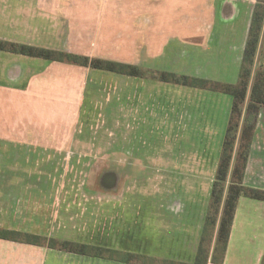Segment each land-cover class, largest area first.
<instances>
[{"label": "crops", "instance_id": "obj_1", "mask_svg": "<svg viewBox=\"0 0 264 264\" xmlns=\"http://www.w3.org/2000/svg\"><path fill=\"white\" fill-rule=\"evenodd\" d=\"M256 1L0 0V41L39 47L41 29L46 30L43 27L47 22L48 34L51 36L47 49L72 54L87 55L91 49L88 41L93 36L100 38L91 42L96 45L94 50L98 52L102 50V46L103 49L112 45L135 46L137 41L134 38L142 37L143 41L140 43L144 46L149 63L159 64V59H162L169 46H174L175 51L184 58L177 61V64H197L195 67L198 69L210 71L207 80L235 84ZM42 22L45 24L42 25ZM120 36L127 39L122 37L120 43ZM131 49L135 50L134 47ZM115 54L117 52L113 55ZM99 57L138 64L137 61L124 60L117 55ZM24 64L31 65L33 69L25 73ZM82 68L0 51V147L37 148L50 153L51 150L89 147V141L72 140L71 134H86V130H79L78 125L73 123H77V117L81 120L83 116V122L87 123V116L104 114L98 113L100 105L88 98L89 78L87 68L83 69L81 77ZM230 68L231 72H228ZM221 70H225L230 78ZM258 70H264V20L249 90L254 73ZM96 72L103 73L98 70ZM159 85L163 89L168 86L163 82ZM176 87L180 89V115L188 117L186 126L189 125L187 130H190L191 138L187 142V135H182L181 145L177 142L178 156L161 157L160 162L162 165L175 163L181 166L179 174L183 176L182 180L196 183L189 185L186 191L179 190L176 195L170 194L166 204L160 205L150 198L139 202L130 199L135 196L134 190H97L100 194L96 196V209L91 212L93 216H87L84 220L77 216H65L61 220L63 223L56 227H70L74 230L58 236L59 238L156 260L187 264L194 262L210 203L232 98L218 92L180 85ZM187 91L193 94L190 98L191 106L184 98L189 94ZM200 93L207 97L204 100L209 103L208 108L201 109ZM149 94L148 99L150 96L157 98L159 102L165 100L162 97L165 94H158L156 97H153L155 95L152 92ZM247 100L244 106L247 105ZM81 110H85L84 114ZM127 115L131 117L132 114ZM244 117L245 111L237 130L227 185L231 178ZM199 132L206 133L207 143L210 140L212 143L201 148ZM101 133L104 134V130ZM26 134L29 135L25 140ZM132 136L131 131L126 132L119 128L111 131L110 148L115 150V154L121 151L128 154L122 158L117 156L116 163H151L147 157L135 155L137 147ZM121 139L124 140L122 143ZM92 145L95 147L96 144ZM163 149V155L168 154L166 145ZM243 185L264 190V107L259 109L253 126ZM123 196L129 198L124 199ZM138 222L144 224L143 235L136 228ZM213 246L214 239L211 251ZM0 264L123 263L0 240ZM223 264H264L263 201L244 196L238 198Z\"/></svg>", "mask_w": 264, "mask_h": 264}, {"label": "rangeland", "instance_id": "obj_2", "mask_svg": "<svg viewBox=\"0 0 264 264\" xmlns=\"http://www.w3.org/2000/svg\"><path fill=\"white\" fill-rule=\"evenodd\" d=\"M41 24L44 25L45 22ZM46 25L43 27L46 30L41 29L39 48L47 49L50 45L51 36L48 34ZM93 34L96 35V32L93 31ZM122 37L120 36V43ZM97 38L99 37H90L88 45L91 49L87 55H77L102 60L107 59L100 58L99 55L105 57L117 55L124 60L137 61L138 64L129 65L137 67L142 77L113 75L114 73L107 74L110 72L105 73V71L100 73L87 68L88 98L98 106L100 105L101 109L97 112L104 114L87 116V123L83 122V116L81 120L76 116L77 123L73 125H78L79 130H86V134L80 136L78 133L71 134L72 140L89 141L87 148L51 150L50 153L48 150L37 148L4 149L0 147V229L24 231L64 241L59 237L73 232L74 229L62 226L57 228V224L63 223L62 218L68 215L70 218L77 216L81 220L87 216H93L91 212L96 209V196L100 194L97 190H134L135 196L130 199L139 202L150 198L160 205L166 204L165 201L169 199L170 194L176 195L179 190L186 191L189 185L196 183L182 180L183 176L179 174L181 166L175 163L162 165L160 162L161 157L178 156L177 142L181 145L182 135L183 137L187 135L186 141L189 142L191 134L190 130H187L189 125L186 126L188 117L180 115L181 111L178 107L180 89L169 83L163 89L159 85L161 82L159 77L162 72H169L176 76L207 79L210 71L207 70V73L206 69H198L195 67L197 64H177V61L184 58L175 51L174 46H169L170 49L168 48L162 55V59L157 57L161 60L159 64H151L148 62L143 44L140 43L143 41L142 37L134 38L137 44L132 47L112 45L110 48L107 46L103 49L102 46L103 52L99 51L101 53L95 51L96 45L91 43ZM133 47L135 50L131 49ZM114 52L117 54L113 55ZM31 69H33L31 65L24 64L25 73ZM83 69L84 67L81 69V77ZM221 72L228 79L230 78V75L225 74V70ZM228 72H231V68ZM151 92L155 95L153 97L165 94L162 96L165 100L159 102L157 98L150 96L148 99ZM190 92L184 98L191 106L190 98L193 94ZM204 98L207 97L200 93L201 109L209 106ZM208 100L210 102V99ZM84 111L81 110L82 114ZM127 114L132 115L129 117L130 115ZM182 127L183 130H181ZM118 128L133 133L132 140L137 147L135 155L147 157L151 163L133 165L116 163L117 156L120 158L128 156L122 151L115 154V150L110 148L111 131ZM103 130L104 134L101 133ZM28 135H25V140ZM205 136L206 133L199 132L201 148L212 143L211 140L207 143ZM123 141L121 139V143ZM130 143H132L131 140ZM92 144H96L95 147ZM165 145L168 154L163 155ZM227 186L226 182L225 188ZM123 198L129 197L123 196ZM142 223L138 222L136 228L140 229L143 235L144 224Z\"/></svg>", "mask_w": 264, "mask_h": 264}, {"label": "trees", "instance_id": "obj_3", "mask_svg": "<svg viewBox=\"0 0 264 264\" xmlns=\"http://www.w3.org/2000/svg\"><path fill=\"white\" fill-rule=\"evenodd\" d=\"M263 20L264 0H257L253 8L248 36L235 84L189 76H176L174 73L169 72H162L159 77V80L163 83L218 92L229 95L232 98L230 116L222 142L215 179L211 188L208 211L204 220L195 260L190 264H223L238 198L244 196L264 202V190L248 188L243 185V173L246 166L253 126L259 109L264 107V70H258L254 73L249 90L253 62ZM0 51L45 61L67 63L118 75L142 77L141 71L137 67L129 64L90 58L46 48L0 41ZM246 100L247 105L243 108ZM243 111H245V117L240 134V142L235 152V162L231 178L227 188H225L235 149L237 130L240 125ZM220 208H222L221 212ZM217 221L218 229L215 234ZM213 239L214 246L211 251ZM0 240L36 247H45L74 255L109 260L123 264H187L169 260H156L143 255L66 240L58 241L54 238H47L45 236L16 230L0 229Z\"/></svg>", "mask_w": 264, "mask_h": 264}]
</instances>
